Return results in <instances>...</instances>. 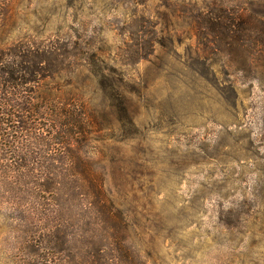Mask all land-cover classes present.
<instances>
[{"label":"rangeland","instance_id":"obj_1","mask_svg":"<svg viewBox=\"0 0 264 264\" xmlns=\"http://www.w3.org/2000/svg\"><path fill=\"white\" fill-rule=\"evenodd\" d=\"M9 10L10 40L71 37L129 79L131 123L113 119L91 154L105 155L135 255L264 264V0H14ZM240 14L258 28L226 37ZM11 224L0 217V264L42 259L15 244Z\"/></svg>","mask_w":264,"mask_h":264},{"label":"trees","instance_id":"obj_2","mask_svg":"<svg viewBox=\"0 0 264 264\" xmlns=\"http://www.w3.org/2000/svg\"><path fill=\"white\" fill-rule=\"evenodd\" d=\"M13 1L0 0V217L20 249L42 256L29 264H145L108 188L105 155L91 154L113 119L131 123L129 79L71 37L10 40L2 21ZM256 21L240 14L225 36Z\"/></svg>","mask_w":264,"mask_h":264}]
</instances>
